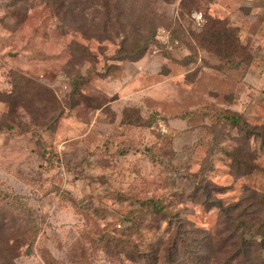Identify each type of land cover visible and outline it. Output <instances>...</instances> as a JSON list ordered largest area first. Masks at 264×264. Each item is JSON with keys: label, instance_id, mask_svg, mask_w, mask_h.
I'll return each instance as SVG.
<instances>
[{"label": "rangeland", "instance_id": "obj_1", "mask_svg": "<svg viewBox=\"0 0 264 264\" xmlns=\"http://www.w3.org/2000/svg\"><path fill=\"white\" fill-rule=\"evenodd\" d=\"M180 5L0 0V264H172L177 236H217L219 199L228 244L177 264L242 263V210L264 222V9L196 0L197 26Z\"/></svg>", "mask_w": 264, "mask_h": 264}, {"label": "trees", "instance_id": "obj_2", "mask_svg": "<svg viewBox=\"0 0 264 264\" xmlns=\"http://www.w3.org/2000/svg\"><path fill=\"white\" fill-rule=\"evenodd\" d=\"M119 1H122V0H119ZM195 2L196 0H181V5H180L181 9L179 8L180 11H182L181 13L182 14L191 13V15H193L195 11L192 13L193 11L192 8L194 6L192 5V3H195ZM117 8H120V13H119L120 16L126 15V9H125L124 2L117 4ZM191 20L193 22L192 16H191ZM145 26L146 24L142 22V31L145 30ZM148 34H151V35H149L146 39V36ZM148 34L146 33V36L144 38L145 42L146 40H149V39L151 40L154 37L156 39L157 34H155V31L148 32ZM172 40L175 41L178 39L175 36H172ZM144 50L145 48L143 45H142V48H138L136 51L134 50L126 51L124 48V52H121V57L130 58V57H133V55H137V57H139L144 54ZM206 188L210 192L209 196L212 195L211 193L212 190L210 189H215V190H218L219 192H222L223 190L221 187L214 186V185L210 187L207 186ZM210 202L212 203V205L218 206L220 209V217H219V222H218L220 225V228L216 232L217 236H215L214 233H207V236L203 238H199V239L184 237V235L177 236L173 243L172 249L169 251V258H171L173 261L172 264L178 263L180 251L182 250H186L189 254L193 255L198 248H202L203 245H205L203 249H206V254H211V251H214L215 249L216 243H219L220 247L228 244L229 239H230V235H229L230 224L228 221V217L235 214L237 211H232V208L230 206L227 207L226 205H224L221 199L213 201V202L210 201ZM260 202L264 203V198ZM252 206L253 205L248 206L246 209L242 210V211H245V213L241 212V215L239 216L240 217L239 226H241L242 229L238 231V235L236 233L234 234V237L236 238V241L233 243L234 257L238 258L240 262L242 261V263L240 264H264V260L262 261V259L257 257V255L254 253V250H253L254 244L258 242L257 236L258 235L264 236V222H260L259 217L255 215L256 210H259L262 206H256V208ZM153 208L155 209L156 212L164 213V217H165L164 221H166V219L170 221L173 218V215H169L166 212L165 207L163 205L155 203L153 204ZM248 216H250L251 218L247 219ZM253 217H256L259 222L255 221ZM182 224L183 222H181V225ZM182 233H187V231L182 232ZM185 238H187V240H185ZM263 248H264V242H263ZM201 257L202 256H200L199 258ZM142 258L148 259V256L146 255V253L143 254ZM205 260H208L207 262H209L211 260L210 255H206ZM147 264L149 263L147 262ZM208 264H215V263L209 262Z\"/></svg>", "mask_w": 264, "mask_h": 264}, {"label": "built area", "instance_id": "obj_3", "mask_svg": "<svg viewBox=\"0 0 264 264\" xmlns=\"http://www.w3.org/2000/svg\"><path fill=\"white\" fill-rule=\"evenodd\" d=\"M192 16H193V22L197 26H201L205 21L204 12L202 11H195ZM177 43L178 41L176 42V44Z\"/></svg>", "mask_w": 264, "mask_h": 264}, {"label": "crops", "instance_id": "obj_4", "mask_svg": "<svg viewBox=\"0 0 264 264\" xmlns=\"http://www.w3.org/2000/svg\"><path fill=\"white\" fill-rule=\"evenodd\" d=\"M250 4H255L257 5L259 8H263L264 9V0H248Z\"/></svg>", "mask_w": 264, "mask_h": 264}]
</instances>
